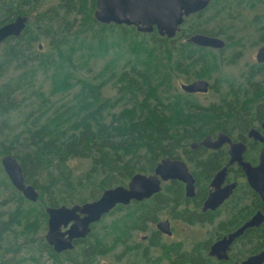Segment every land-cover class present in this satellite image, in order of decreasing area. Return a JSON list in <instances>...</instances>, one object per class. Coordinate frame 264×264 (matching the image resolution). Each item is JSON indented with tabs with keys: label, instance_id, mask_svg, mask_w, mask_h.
I'll list each match as a JSON object with an SVG mask.
<instances>
[{
	"label": "trees",
	"instance_id": "1",
	"mask_svg": "<svg viewBox=\"0 0 264 264\" xmlns=\"http://www.w3.org/2000/svg\"><path fill=\"white\" fill-rule=\"evenodd\" d=\"M74 1L61 0L65 16L77 15L73 24L58 18L61 9L57 4L53 16L35 19L32 25V34L45 39L32 41L27 36L8 40L1 47L0 78L10 71L19 74L13 83H0V154L19 161L25 183L38 191L39 199L36 203L25 200L8 178L1 176L0 262L15 244L14 253L25 246L18 245L20 241L35 243L37 252L57 257L44 237H38L47 207L74 204L85 191L90 196L77 200L78 204L91 202L101 191L124 186V181L137 173L152 174L160 159L176 157L178 148L199 141L204 132L221 129L216 119L219 113L232 109L247 113L257 103L256 114H264V65H250L237 80L227 81L225 90L223 80H215L212 88L218 99L207 106L173 85L177 78L208 80L222 66L235 64L246 35L252 32L258 34L256 44H264V0H223L238 5L224 9L225 50L231 46L238 50L225 61L220 58L223 51L161 39L155 32L143 35L126 26L101 25L93 19L88 0ZM29 4L31 0H3L0 26ZM252 7L257 8L253 15L249 14ZM205 28L198 21L188 30ZM36 41L47 44V55L35 51ZM102 59H106L102 68L94 71L92 66ZM37 72L48 81L52 95L71 94L51 110L48 97L35 93L40 98L37 114L31 111L25 115L24 127L17 132L8 124L10 113L20 106L16 91L23 92V86L31 85ZM107 88L114 90L111 97L103 94ZM14 144L23 155L12 154ZM77 158L88 161L89 167L75 175L66 161ZM117 223L121 224L120 217L112 227ZM27 260L38 263L32 255Z\"/></svg>",
	"mask_w": 264,
	"mask_h": 264
},
{
	"label": "flooded vegetation",
	"instance_id": "2",
	"mask_svg": "<svg viewBox=\"0 0 264 264\" xmlns=\"http://www.w3.org/2000/svg\"><path fill=\"white\" fill-rule=\"evenodd\" d=\"M15 1L18 2L12 0ZM36 1L38 4L32 6ZM88 1L93 17L97 0ZM215 1H210L203 10L184 18L179 32L170 39L160 36L155 28L150 33L139 32L132 26L130 28L139 34L152 35L155 32L161 39L189 44H192L188 41L192 35L201 34L224 41L226 47L224 9L238 5ZM57 4L59 9L63 7L61 0H31L30 6L12 15L2 26L21 17L26 20L25 27L19 36L7 38L0 45V51L8 40L15 42L27 36L32 41L45 39L43 35L32 34V25L35 19L53 16ZM252 10L256 12V8L252 7ZM249 14H252L251 11ZM66 15L61 9L58 18L68 21V24H73L77 19L73 13ZM191 21H202L205 31L188 30L189 25L196 23ZM34 44L38 54L49 53L44 41ZM262 46L264 44L257 48L253 64L264 65V62L256 60L257 51ZM225 47L220 50L199 48L219 53L224 52ZM197 80L204 79L182 82L180 91L192 97L208 96L214 92L207 80H204L209 84L206 93H187L181 89L182 85ZM256 108L257 103H253L247 113H237V109H232L231 112L217 114L221 129L204 132L199 141L178 148V156L162 158L156 163L157 168L164 159L183 162L192 176L191 186L184 180L163 179L157 174L159 191L156 194L142 201L132 200L127 205H116L89 226L90 232L84 238L72 240V249L60 253L46 242V226L45 243L57 257L54 259L46 252L45 258L50 264H264V199L248 183L240 165V162L247 163L251 168L260 165L259 158L264 147V114H256ZM219 135L226 136L232 144H239L234 154L228 142L217 147L200 145L206 138L211 143L216 142ZM119 212L121 215H118ZM113 216L121 218V224L117 223L115 228L111 225L115 220H112ZM107 218L110 220L106 221ZM104 222L107 225L102 226ZM251 222V225L245 226ZM65 230L61 228L62 232Z\"/></svg>",
	"mask_w": 264,
	"mask_h": 264
},
{
	"label": "water",
	"instance_id": "3",
	"mask_svg": "<svg viewBox=\"0 0 264 264\" xmlns=\"http://www.w3.org/2000/svg\"><path fill=\"white\" fill-rule=\"evenodd\" d=\"M210 1L212 0H97V9L93 13V18L104 25L132 26L142 33H150L155 28L160 36L170 39L179 32L184 18L203 10ZM25 23V18L18 17L12 23L0 27V45L9 37L19 36ZM188 41L196 46L215 50L225 47L224 41L201 34L192 35ZM256 60L260 63L264 62V46L258 49ZM208 87L207 81L197 80L188 85H182L181 89L187 93H206ZM262 127L264 129V123ZM224 142L230 144L232 154L239 147V144H232L223 135H219L214 143L206 138L200 145L217 147ZM259 160L260 165L257 168H251L247 163L240 162V165L246 174L248 183L264 199V147ZM0 163L13 188L25 200L36 203L39 193L32 185L25 183L23 169L18 160L6 154L1 157ZM157 174L163 179L184 180L190 186L193 181L183 162L164 159L157 168L155 167L152 174L137 173L131 177L126 186L119 185L106 189L97 200L70 207L64 205L47 207L45 209L47 215L46 242L58 253L72 249V240L84 238L90 232L89 226L98 222L116 205H127L132 200L142 201L156 194L159 191ZM251 224L252 222L245 226ZM61 228L66 230L62 232Z\"/></svg>",
	"mask_w": 264,
	"mask_h": 264
},
{
	"label": "rangeland",
	"instance_id": "4",
	"mask_svg": "<svg viewBox=\"0 0 264 264\" xmlns=\"http://www.w3.org/2000/svg\"><path fill=\"white\" fill-rule=\"evenodd\" d=\"M262 6H264V3L262 4ZM44 8L40 9L39 11H42ZM250 11L253 15V10H250ZM261 11L264 12V9L263 10L261 9ZM191 22H196V21H191ZM257 38H258V35L255 32H252L251 34L246 35L245 40L243 41L244 47L241 48L243 52H242L240 59L235 64L222 66L220 71L212 75V77L208 79L207 81H209L210 84H213L215 80H219V81L223 80L222 87H223V90H225L227 88V83H226L227 81L237 80L243 70H245L250 65L255 63V52L257 48L260 46L256 44ZM234 48H235L234 46L227 48L220 55V58H222L223 61L229 60L238 51ZM105 61L106 59H102L100 62H97L98 64H96L95 66H92L94 67L93 70L99 71L102 68L103 63ZM18 74H19L18 72H11V71L5 73L3 77L0 78L1 85H7L9 82L13 83L14 79L16 80ZM44 79L45 77L42 75V72H37L31 85L23 86V92L16 91L15 99L16 101L20 103V106L16 111L10 113L8 124L10 127L15 128L17 132L21 131V129L24 127L21 123L24 120L25 115H27L31 111L35 112V115L37 114L36 111H37V107L40 102V98H37L36 96H34L35 93L43 94L44 96L48 97L49 103H50L49 105L52 106L51 110L60 106V104L66 99H68V96L71 94V91H70V92H64L61 95H57V96L52 95L51 94L52 90L50 89V85H48V81H45ZM182 82H188V81H182L181 79L177 78L174 81L173 85L176 87V89L180 91L179 85ZM103 94L105 97H111L114 94V90L111 88H107L106 90H104ZM195 97L198 99L200 104L205 105V106L213 102H217V99H218L217 95L214 92H211L208 96H195ZM5 144H8V143H5ZM11 152L12 154L15 153L18 156L23 155L22 150L18 148L15 144L12 145ZM2 156L3 155L0 154V160ZM66 166L70 168L71 170H73L74 173H76L75 175H77V174H80L83 170H86L89 167V163L88 161L84 159L77 158V159L67 160ZM1 169L3 168L0 163V178L1 176H6V174L3 171H1ZM128 181L129 180L124 181V186L128 183ZM115 186H119V185H115ZM90 191H92V189ZM101 193L102 191L100 192V194ZM90 194L91 193H89V191L83 192V194H81L80 196L76 198L75 203L76 204L79 203L77 200H86L90 196ZM74 204H69V205H64V206L70 207ZM118 215H121L120 212L118 213ZM115 216H113L112 220L116 219ZM46 220L45 222L42 223V226L40 228L39 236H38L39 238L44 237V234L46 232V229H45ZM109 220L110 219L108 218L106 219V221H109ZM103 225H107V223L104 222L102 226ZM18 245H25V246H22L20 250L14 253V250L17 249V244H15V247L12 248L14 250L12 251L11 249L7 254H5L4 259L1 260L0 264H12V262H16L17 264V262H20L21 260L23 261L19 264H27V263L28 264H50V261H48L44 257V255L41 254V252L39 251L37 252V250H35L36 249L35 243L26 245L22 241H20ZM31 255L34 256V258L38 259V263H30V261L27 260V258H29Z\"/></svg>",
	"mask_w": 264,
	"mask_h": 264
},
{
	"label": "bare ground",
	"instance_id": "5",
	"mask_svg": "<svg viewBox=\"0 0 264 264\" xmlns=\"http://www.w3.org/2000/svg\"><path fill=\"white\" fill-rule=\"evenodd\" d=\"M14 157V156H13Z\"/></svg>",
	"mask_w": 264,
	"mask_h": 264
}]
</instances>
